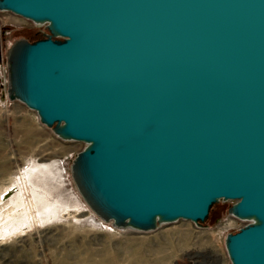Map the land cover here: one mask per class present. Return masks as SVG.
<instances>
[{
	"label": "water",
	"instance_id": "1",
	"mask_svg": "<svg viewBox=\"0 0 264 264\" xmlns=\"http://www.w3.org/2000/svg\"><path fill=\"white\" fill-rule=\"evenodd\" d=\"M50 35L9 52L12 99L62 139L89 204L142 230L251 222L232 264H264V0H0ZM60 37L62 39H58Z\"/></svg>",
	"mask_w": 264,
	"mask_h": 264
},
{
	"label": "rangeland",
	"instance_id": "2",
	"mask_svg": "<svg viewBox=\"0 0 264 264\" xmlns=\"http://www.w3.org/2000/svg\"><path fill=\"white\" fill-rule=\"evenodd\" d=\"M47 26L0 10V52L47 35ZM85 146L57 136L0 85V193L13 184L20 194L0 201V264H183L198 250L232 264L226 236L251 222L230 212L234 200H220L198 223L117 225L93 211L79 186L73 164Z\"/></svg>",
	"mask_w": 264,
	"mask_h": 264
},
{
	"label": "bare ground",
	"instance_id": "3",
	"mask_svg": "<svg viewBox=\"0 0 264 264\" xmlns=\"http://www.w3.org/2000/svg\"><path fill=\"white\" fill-rule=\"evenodd\" d=\"M16 15V14H14ZM19 16V15H16ZM21 17V16H19ZM23 18V17H21ZM16 19V18H15ZM25 19V18H24ZM17 42H15L12 47L15 46ZM19 189L17 186L14 187V185H9L6 189L2 190L0 193V201L3 203H11L14 201L15 198L19 196ZM20 198V197H19ZM93 211L100 216L102 219L109 220L107 219L104 214L99 211L98 209L94 208L91 206ZM14 211V209H12ZM158 225V223H157ZM187 258L183 264H220L218 256L214 253H208L204 254L201 251H193L188 253Z\"/></svg>",
	"mask_w": 264,
	"mask_h": 264
},
{
	"label": "built area",
	"instance_id": "4",
	"mask_svg": "<svg viewBox=\"0 0 264 264\" xmlns=\"http://www.w3.org/2000/svg\"><path fill=\"white\" fill-rule=\"evenodd\" d=\"M9 52H0V85L9 92L10 89V71H9Z\"/></svg>",
	"mask_w": 264,
	"mask_h": 264
},
{
	"label": "trees",
	"instance_id": "5",
	"mask_svg": "<svg viewBox=\"0 0 264 264\" xmlns=\"http://www.w3.org/2000/svg\"><path fill=\"white\" fill-rule=\"evenodd\" d=\"M49 30V29H48ZM49 33H50V31H49ZM47 34V35H43L42 37H40V38H38V39H36V40H34V41H31V42H35V41H37V40H40V39H44V38H46L48 35H50V34ZM217 204V203H216ZM216 204H214V206L213 207H215L216 206ZM212 211V210H211ZM211 211H210V214H209V216L211 215ZM208 216V217H209Z\"/></svg>",
	"mask_w": 264,
	"mask_h": 264
}]
</instances>
